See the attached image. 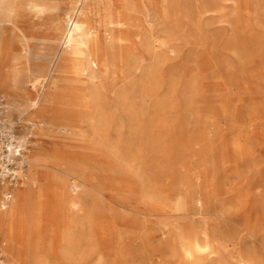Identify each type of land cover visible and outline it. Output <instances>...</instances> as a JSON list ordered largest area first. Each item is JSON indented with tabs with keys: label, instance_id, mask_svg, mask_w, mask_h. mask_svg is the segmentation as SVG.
Wrapping results in <instances>:
<instances>
[{
	"label": "bare ground",
	"instance_id": "obj_1",
	"mask_svg": "<svg viewBox=\"0 0 264 264\" xmlns=\"http://www.w3.org/2000/svg\"><path fill=\"white\" fill-rule=\"evenodd\" d=\"M225 3L238 8L240 1L204 0L199 13L222 14ZM69 4L60 17L53 15L56 0H0V95L12 111L30 104L29 130L36 137L22 183L10 199L0 197V235L5 240L0 242V264H62L55 263L57 250L67 264H264V104L255 103L246 125L230 110L236 101L234 84L264 102V37L257 48L240 38L247 44L233 52L243 57L240 70L214 64L213 78L228 87L208 109L215 120H229L236 133L211 169L191 174L184 184L176 182L172 216L177 220L156 227L162 206L143 212L129 198L109 197L84 177L88 167L72 163V156L58 149H45L41 140L52 133L72 136L84 124L99 129L110 110L103 95L104 74L120 60L131 40L127 34L144 30L151 38L145 39L146 54L133 60L137 70L158 51L175 52L169 40L183 37L187 10L180 0ZM23 12L31 18L51 15L45 38L21 26ZM81 80L91 85L88 95L72 91ZM30 90L38 92L34 101ZM171 196L159 188L144 197L163 204ZM106 215L134 226L111 228L104 223Z\"/></svg>",
	"mask_w": 264,
	"mask_h": 264
},
{
	"label": "rangeland",
	"instance_id": "obj_2",
	"mask_svg": "<svg viewBox=\"0 0 264 264\" xmlns=\"http://www.w3.org/2000/svg\"><path fill=\"white\" fill-rule=\"evenodd\" d=\"M239 1L238 8L225 3L222 14L202 15L199 11L204 0H180L187 12L183 18V37L169 40L175 52L158 51L137 70L133 68V60L146 54L145 39L151 38L144 30L140 34H127L131 40L123 48L120 60L104 74L103 95L110 110L102 116V126L94 129L84 124L72 136L48 134L42 137L43 147L71 155L72 163L88 167L84 177L89 184L103 189L109 197L129 198L135 210L147 212L154 205L162 206L163 211L156 213V227L175 222L172 205L176 201V182L184 184L191 174L204 173L207 167L211 169L220 151L230 147L236 133L229 120L224 117L215 120L208 109L215 95L224 93L228 87L213 78L214 64L240 70L243 57L239 59L233 53L240 44L247 45L240 38L257 48L264 37V1ZM56 4L53 15L60 17L71 8L69 0H56ZM20 24L29 34L42 39L48 35L51 15L31 18L23 12ZM90 86L81 80L72 86V91L79 96L88 95ZM47 88L48 83L42 93ZM231 91L236 100L230 105L231 113L246 125L255 103L259 106L264 102L247 95L236 84L231 86ZM30 98L36 100L38 92L30 90ZM30 110V104L13 111L10 106L11 116L23 118L27 125L32 122L28 116ZM194 139L198 140L197 145L192 143ZM33 141H36L34 136ZM159 188L172 193L163 204H154L144 197L146 192ZM105 200L109 201L108 197ZM91 203L88 198L87 205ZM103 220L118 230L134 226L132 222L114 221L111 215ZM72 225L76 224L72 222ZM0 242L5 244L1 235ZM55 256V263L58 260L68 263L58 250Z\"/></svg>",
	"mask_w": 264,
	"mask_h": 264
},
{
	"label": "built area",
	"instance_id": "obj_3",
	"mask_svg": "<svg viewBox=\"0 0 264 264\" xmlns=\"http://www.w3.org/2000/svg\"><path fill=\"white\" fill-rule=\"evenodd\" d=\"M25 127H28L26 139L22 137ZM29 129L30 123L27 125L23 118L11 116L7 99L0 95V197L10 199V192L26 175L27 157L33 141Z\"/></svg>",
	"mask_w": 264,
	"mask_h": 264
}]
</instances>
